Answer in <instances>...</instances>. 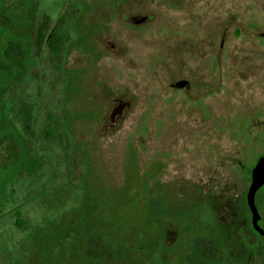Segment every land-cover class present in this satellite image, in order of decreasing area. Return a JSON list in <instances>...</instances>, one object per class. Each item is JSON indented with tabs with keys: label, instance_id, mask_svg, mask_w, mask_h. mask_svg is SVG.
<instances>
[{
	"label": "rangeland",
	"instance_id": "374dc122",
	"mask_svg": "<svg viewBox=\"0 0 264 264\" xmlns=\"http://www.w3.org/2000/svg\"><path fill=\"white\" fill-rule=\"evenodd\" d=\"M263 157L264 0H0V264H263Z\"/></svg>",
	"mask_w": 264,
	"mask_h": 264
},
{
	"label": "trees",
	"instance_id": "16d2710c",
	"mask_svg": "<svg viewBox=\"0 0 264 264\" xmlns=\"http://www.w3.org/2000/svg\"><path fill=\"white\" fill-rule=\"evenodd\" d=\"M73 17V8L65 11L57 23H53L48 15L42 16L34 34L35 54L40 55L45 48L51 61L60 62L69 40V27ZM14 108V114L25 134L34 137L38 132L41 142L49 144L64 141L65 136L58 117L47 115L37 131L32 124L34 106L30 99L25 97L17 100Z\"/></svg>",
	"mask_w": 264,
	"mask_h": 264
},
{
	"label": "water",
	"instance_id": "95a60500",
	"mask_svg": "<svg viewBox=\"0 0 264 264\" xmlns=\"http://www.w3.org/2000/svg\"><path fill=\"white\" fill-rule=\"evenodd\" d=\"M139 20L142 21L143 18H139ZM174 87H178V88L188 87V82L184 80H180L174 85ZM121 110H122V104L120 102H116L113 105L112 111L114 113H119L121 112ZM263 182H264V157L257 161V163L255 164L252 170L251 183L248 188L247 195H246V202H247L248 208L251 213V222H252L254 229L257 230L259 234H263V232L259 229L257 225L259 215L255 207L254 197H255L256 191L263 184Z\"/></svg>",
	"mask_w": 264,
	"mask_h": 264
},
{
	"label": "flooded vegetation",
	"instance_id": "af4514ba",
	"mask_svg": "<svg viewBox=\"0 0 264 264\" xmlns=\"http://www.w3.org/2000/svg\"><path fill=\"white\" fill-rule=\"evenodd\" d=\"M138 19V18H137ZM14 111H16V108H14L13 110H12V112H13V115H14V118H15V120L17 121V123L19 124V121H18V119L16 118V116H15V114H14ZM19 126H20V124H19ZM36 129H37V127H35ZM20 129L22 130V128H21V126H20ZM22 132H23V130H22ZM24 133V132H23ZM25 134V133H24ZM27 135V134H26ZM247 207H248V205H247ZM249 209V208H248ZM250 211V210H249ZM251 225H252V222H251ZM252 227H253V225H252ZM253 229H254V227H253ZM257 231V230H256ZM259 233V232H258ZM260 236L262 237V240H263V243H264V232H263V234H260Z\"/></svg>",
	"mask_w": 264,
	"mask_h": 264
}]
</instances>
